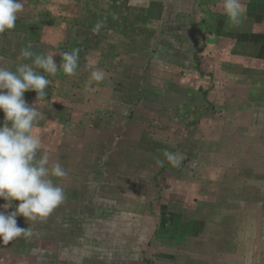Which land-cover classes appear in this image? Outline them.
Returning a JSON list of instances; mask_svg holds the SVG:
<instances>
[{
	"label": "rangeland",
	"instance_id": "374dc122",
	"mask_svg": "<svg viewBox=\"0 0 264 264\" xmlns=\"http://www.w3.org/2000/svg\"><path fill=\"white\" fill-rule=\"evenodd\" d=\"M23 2L24 10L14 30L0 34V66L14 70L17 64L30 62L20 57L21 49L29 44L36 53L53 54L58 65L63 63L62 53L78 52L76 75L66 76L59 68L54 75L45 73L51 84L45 90L49 101L37 102L40 110L45 111L35 129L42 141L38 156H57L59 152L60 157L68 152L67 157L72 161L78 154L82 158L109 162L115 155L122 164L121 169L127 165L125 171L118 170V174L125 172L127 178V173H137L135 181L134 178L120 179L118 190H125L126 196L134 201L135 211L142 212V203L149 211L150 238L145 239L144 264H170L169 260L162 261L158 256L164 250L160 233L155 234L160 215L169 220L175 211H179L186 219L195 217L218 226L223 214L230 215L223 212V205L242 199L256 205L255 211L245 215L247 262L264 264V141L255 142L260 146L247 152V164L242 166L241 163L240 167L247 174H241L240 181L223 180L229 176H225L224 168L232 167L227 164L228 160L226 165L222 157L214 165L207 163L208 155L223 154L212 147L208 150L206 143L212 144L216 140L220 145L225 135L220 132L214 134V139H209L203 128L204 124L221 126L223 104L219 98H223L224 90L217 82L223 71L220 70L215 79L201 52L196 56L201 61L197 71L189 46L175 49L176 53L171 50L175 38H167L166 33L178 34L174 29L177 24L169 29L172 21L165 18L166 13L158 17L162 8L157 3L161 0ZM98 22L101 27L97 30ZM92 71H101L104 79L91 80ZM24 99L33 106L36 93L25 92ZM56 106H61L65 112L68 108V117H46V107L50 113V109L57 110ZM56 121L70 127L68 139V133L62 137L59 129L52 132L50 124ZM49 143L54 145L48 146ZM58 143H66L65 147L71 151L62 145L59 147ZM116 147L121 149L119 156L115 154ZM165 151L180 154L181 164L178 167L170 165ZM123 158L125 160L121 161ZM158 160L164 161L163 165L158 164ZM142 161L147 163L144 166L146 172L142 173L146 180L139 176ZM253 163L255 165L251 167ZM251 170L255 173L250 174ZM210 176L214 181L208 179ZM23 225L21 228H28ZM165 225L173 228L172 222ZM31 227L35 232L33 241L39 243L42 255L36 256L32 246L18 254L16 250L21 241L14 243V240L7 245L0 243V264H47L48 257L44 254L47 231L42 229L38 234L35 225ZM221 231L210 232L208 238H222ZM191 234V231L187 233L186 243L169 250L173 253L170 256L196 257L191 248H198V245L204 251L202 254L207 252L209 242L206 239L198 242L190 238Z\"/></svg>",
	"mask_w": 264,
	"mask_h": 264
},
{
	"label": "crops",
	"instance_id": "0c3cea01",
	"mask_svg": "<svg viewBox=\"0 0 264 264\" xmlns=\"http://www.w3.org/2000/svg\"><path fill=\"white\" fill-rule=\"evenodd\" d=\"M242 3L245 12L238 25L229 21L224 14L223 0H161L157 3L162 8L157 12L158 17L161 13H166L165 18L172 21L170 26L166 27L170 29L177 24L174 29L179 35L166 33L167 38H175L171 50L176 53L178 51L175 49L189 46L192 48L190 53L194 54L197 71L201 65V61L196 57L198 52L205 55L203 61L215 79L218 78V72L223 71L220 82H217L221 85L219 88L224 90L223 98H219L223 104L220 108L223 110L221 126L204 124L203 128L206 129L204 133L209 139H214V134L220 132L225 135V140L220 145L216 140L212 144L207 141L208 150L212 147V150L223 151L222 155H208L207 163L214 165L222 157L223 164L226 165L228 160L227 164L232 167L226 168L224 165V170L227 171L225 176H229L223 180L230 182L240 181L239 176L247 174L246 170L240 168L241 163L242 166L247 164V152L253 151L260 146L259 142L264 141V0H242ZM178 25H181L180 28ZM180 66L187 67L182 64ZM47 107L46 117L61 119L68 117L70 113L68 108L65 112L61 106H56L57 110L50 109L49 113ZM3 121L4 114L0 112V125ZM50 126L52 132L59 129L62 137L65 133H68L67 139L70 137L68 125L56 121ZM61 145L65 150L71 151L65 147L66 143H58L59 147ZM115 151L117 156L121 155V149L116 147ZM67 156L68 152L62 153L60 157L59 152L57 156L48 154L49 167L59 162L68 173L62 180L53 178L54 182L64 189L65 201L46 221L32 224L38 234L39 230L47 231V250L44 251L48 257L47 264H144L143 254L147 248L145 239L150 238L149 211L145 210L143 203L142 212L135 211L134 201L126 196L124 189V192L118 190V182L121 183L126 176L125 172L118 174L117 171H125L127 165H123L124 168L121 169L122 164L118 163L119 158L115 155L109 162L82 158L78 154L72 161L71 157ZM123 160L125 159L121 161ZM145 161L140 165L143 168L139 169V176L142 177V173L146 172ZM254 165L255 163L251 164V167ZM110 166L112 168H109ZM251 173H255V170H251ZM127 175L126 180L134 178L135 181V177H138L137 173ZM209 178L214 181L211 176ZM143 179L146 180L144 177ZM4 203L5 201L0 199V206ZM18 204V201H14L13 208L4 210L0 207V211L10 213ZM223 207V212H229L230 215L226 217L223 214L221 225L218 226L195 217L186 219L179 211H175V215L169 220L160 215L162 225L160 222L155 225V234L160 233V243L164 245V250L158 255L159 259L169 260L170 264H248L245 215L248 211H255L256 205L247 204L246 200L242 199L224 204ZM167 222H172L173 228H167ZM23 224L30 226L24 217L17 216V225L21 227ZM206 228L209 231H206ZM220 229L222 238H208L210 232L215 233ZM189 231L192 233L190 238L197 239L198 242L206 239L209 242L207 252L202 254L204 251H201L198 245V248H191V252L197 254L196 257L182 259L179 255L170 256L173 253L169 250L178 244L186 243ZM33 237L14 241H21L16 250L18 254L27 246H32L31 250L36 252V256L43 253L38 248L39 243L33 241Z\"/></svg>",
	"mask_w": 264,
	"mask_h": 264
},
{
	"label": "clouds",
	"instance_id": "9594fccd",
	"mask_svg": "<svg viewBox=\"0 0 264 264\" xmlns=\"http://www.w3.org/2000/svg\"><path fill=\"white\" fill-rule=\"evenodd\" d=\"M222 7L229 21L236 25L241 22L245 12L242 0H223ZM23 10V0H0V34L14 30ZM95 27L98 30L101 24L98 22ZM20 57L30 62L19 63L14 70L0 66V112L4 114L0 125V199L5 201L0 207L7 210L13 208L14 201L19 202L10 213L0 211V243L3 244L33 237L31 225L46 221L65 201L64 189L53 178L62 180L68 175L67 171L59 162L49 167L46 154L38 156L42 141L35 129L43 113L37 102L49 101L45 90L51 80L45 73L54 75L59 68L71 77L78 70L77 51L62 53L63 63L60 65L53 54L36 53L30 44L21 49ZM90 79L102 81L104 74L92 71ZM28 91L36 93L33 106L24 99V93ZM164 156L173 167L182 162L178 153L165 151ZM17 216L24 217L30 226L19 227Z\"/></svg>",
	"mask_w": 264,
	"mask_h": 264
}]
</instances>
